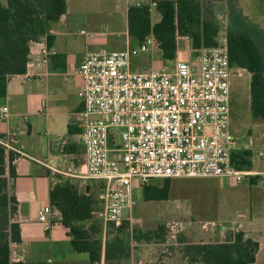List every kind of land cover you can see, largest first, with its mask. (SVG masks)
I'll return each instance as SVG.
<instances>
[{"label":"crops","instance_id":"obj_1","mask_svg":"<svg viewBox=\"0 0 264 264\" xmlns=\"http://www.w3.org/2000/svg\"><path fill=\"white\" fill-rule=\"evenodd\" d=\"M156 1L66 0L67 11L50 24L46 36L30 43L26 72L8 77L6 95L0 97V105L9 103L14 106V111L12 116L0 122V144L16 156L22 153V157L14 161L16 177L8 179V191L18 201L11 220L20 224L22 236L20 243L11 244L12 261L23 264H107L104 256L100 261L92 262L89 253L77 252L72 245L69 228L61 220L48 230L38 215L45 205L51 204L50 191L64 177L52 168L67 172L83 161L78 160L80 147L84 152L79 140L84 128L80 115L83 110V79L77 73L79 65L88 52L137 47L140 41L129 32L128 9L131 5H151L154 25L162 19L153 6ZM48 36L52 37L51 44ZM151 44L148 51L134 58V70L173 67L177 59L192 61L195 58L193 42L185 36L177 38L178 49L174 59L163 58L155 38ZM240 71L241 75L242 71L249 72L244 68ZM249 74L252 80V74ZM254 170L264 172V169ZM261 177L241 182L232 177H216L214 179L218 180L219 186L194 192L195 197H201L208 205L207 217L199 220L195 214H179L165 222L178 227V231L197 233L194 237L202 234L224 238L227 233L243 231L260 244L257 263L264 250V184ZM145 186L135 187L134 195L137 194L138 199L142 195L147 201H170L171 179L167 199H146ZM147 186L161 188L151 182ZM129 216H132V210ZM191 237L181 244L203 242ZM167 242H139V263L144 264L147 259L153 261L155 258L151 251Z\"/></svg>","mask_w":264,"mask_h":264},{"label":"built area","instance_id":"obj_2","mask_svg":"<svg viewBox=\"0 0 264 264\" xmlns=\"http://www.w3.org/2000/svg\"><path fill=\"white\" fill-rule=\"evenodd\" d=\"M185 37L192 40L189 34ZM153 41L150 35L137 47L88 52L77 69L83 79L79 140L84 158L70 171L52 169L64 177L100 181L103 206L94 216L106 223L121 224L123 208L131 212L135 205V187L155 178L213 176L241 182L262 176L264 184V172L233 162L237 146L230 87L241 67L231 64L228 34L214 46L194 49L192 61L177 59L173 67L134 70V58ZM13 107L0 105V122L12 116ZM38 218L50 230L62 213L47 204ZM170 228L178 232V227Z\"/></svg>","mask_w":264,"mask_h":264},{"label":"trees","instance_id":"obj_3","mask_svg":"<svg viewBox=\"0 0 264 264\" xmlns=\"http://www.w3.org/2000/svg\"><path fill=\"white\" fill-rule=\"evenodd\" d=\"M204 0H157L162 19L152 24L151 5H131L128 9L129 32L140 42L152 35L164 59H174L178 36L191 35L193 47L217 44L218 26L203 14ZM67 11L66 0H7L0 2V97L6 95L8 77L27 70L30 43L46 36L50 24ZM231 64L252 74L251 106L255 116L264 117V52L257 43V34L250 24L238 21L228 30ZM52 43V37L48 36ZM252 151L238 150L233 162L238 168H252ZM16 153L0 144V264H23L11 259V244L22 241L21 227L11 220L18 201L8 191L9 177H16ZM170 179L163 187L145 186L148 200L167 199ZM51 204L62 213V223L69 228L72 245L77 252L89 253L92 262L105 257L107 264L128 256L123 238L117 236L105 245L96 237L94 197L81 194L70 181L57 182L50 191ZM124 224L126 219L123 220ZM151 232H149L150 234ZM153 233V232H152ZM147 234L145 240L152 237ZM162 241V240H161ZM260 244L243 231L231 232L223 242L192 243L185 247V256L202 264H252L256 262Z\"/></svg>","mask_w":264,"mask_h":264},{"label":"rangeland","instance_id":"obj_4","mask_svg":"<svg viewBox=\"0 0 264 264\" xmlns=\"http://www.w3.org/2000/svg\"><path fill=\"white\" fill-rule=\"evenodd\" d=\"M0 2L6 4L7 0H0ZM203 3L204 17L215 22L218 26L217 38L227 34L234 23L243 21L250 24L252 31L257 34V43L264 52V0H204ZM242 74L231 77L230 87V120L231 130L236 138L237 147L235 151H242L245 147L251 149L252 168L264 169V117L262 119L254 115L250 101L251 76L246 71H242ZM79 150L78 160H83L82 147ZM214 178L216 177L171 179L170 201L168 202L147 201L141 197L142 195L139 196V199L137 194L134 195L135 199L137 196L136 204L132 209V216L126 219L125 224L124 221L119 225L106 223L94 216L89 225L92 224L95 227L94 235L101 239L104 245L117 236L124 240L128 256L120 261H113L111 264H140L138 260L140 257L137 255V249L140 247L138 243L147 241L145 236L149 232H151L149 236L152 237L150 241L159 243L161 240H168L169 242L165 245L159 244L156 250L151 251L155 259L153 261L144 260V264H202L193 257H185L184 251L187 244H181V242L186 241L191 236H193L192 239H198L200 242L225 241L229 233L224 238L207 237L202 234L200 237H194L197 233H187L184 230L174 231L168 225L169 222L165 221L179 214H195L194 217L199 220L207 217L206 215L209 214L208 205L201 200V197H195L196 193L194 192L219 186L218 180ZM60 179L59 182L70 181L81 194L92 195L95 200L93 212L103 206V201L99 197L102 187L100 181L79 179L73 176L61 177ZM165 180L155 178L151 180V183L162 187ZM173 234L175 237L172 238ZM254 264H264V250L258 262Z\"/></svg>","mask_w":264,"mask_h":264},{"label":"water","instance_id":"obj_5","mask_svg":"<svg viewBox=\"0 0 264 264\" xmlns=\"http://www.w3.org/2000/svg\"><path fill=\"white\" fill-rule=\"evenodd\" d=\"M92 118H96V117L93 116ZM129 215H130L129 208H127V207L123 208V210H122V217L124 219H127L129 217Z\"/></svg>","mask_w":264,"mask_h":264}]
</instances>
